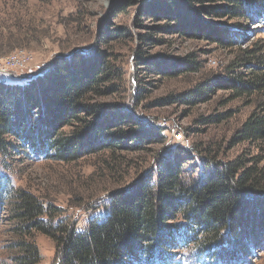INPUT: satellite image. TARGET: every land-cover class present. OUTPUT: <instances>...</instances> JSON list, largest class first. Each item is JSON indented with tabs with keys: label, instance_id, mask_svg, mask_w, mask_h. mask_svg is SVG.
<instances>
[{
	"label": "rangeland",
	"instance_id": "1",
	"mask_svg": "<svg viewBox=\"0 0 264 264\" xmlns=\"http://www.w3.org/2000/svg\"><path fill=\"white\" fill-rule=\"evenodd\" d=\"M177 1L183 13L194 17L193 23L185 24L186 34L171 30L176 25L171 0H0V83L22 85L74 54L99 56L111 69L103 86L107 91L90 94L87 105L113 107L104 113L125 116L131 121L128 129L149 133L128 142L140 144L142 149L136 151L89 153L69 162L14 153L9 169L0 163V173L9 177L14 189L28 190L60 210L55 222L65 219L80 231L85 221L107 213L113 192L154 180L160 158L175 147L188 152L182 166L187 181L201 180L212 168L237 159L243 168L259 162L264 141L235 136L262 95L236 97L226 85L235 78L232 70L245 71L231 68L243 50L263 47L264 56V16L260 22L255 15L247 21L229 20L206 14L205 8L217 6L211 0H190L189 7L186 0ZM200 25L209 37L192 38L188 29ZM227 29L238 33L231 46L210 38ZM184 59L195 61L198 70L186 71ZM208 82L207 89L199 87ZM201 93L206 98H198ZM73 132L72 127L62 129L65 135ZM0 197V264H14L16 224L10 199ZM31 237L39 264H61V251L51 237L37 231ZM194 251L178 249L173 259L148 264H215L193 258ZM249 253V264H264L263 243Z\"/></svg>",
	"mask_w": 264,
	"mask_h": 264
},
{
	"label": "trees",
	"instance_id": "2",
	"mask_svg": "<svg viewBox=\"0 0 264 264\" xmlns=\"http://www.w3.org/2000/svg\"><path fill=\"white\" fill-rule=\"evenodd\" d=\"M186 1L189 7L190 0ZM211 2L217 6L205 8L209 16L247 21L255 15L259 22L264 16V0ZM169 7H176L172 17L176 25L171 30L186 34L185 24L193 23L194 17L183 13L177 0H171ZM188 30L192 38L209 37L204 25ZM237 35L227 29L210 38L229 47ZM261 50L263 47L243 50L239 63H233L231 68L235 65L245 71L232 70L235 78L226 85L236 97L262 95L261 103L256 104L236 132L235 137L243 141H264ZM103 59L74 54L58 60L52 71L22 85L0 83L2 167L10 168L9 156L14 153H25L27 159L33 154L31 157L69 162L89 153L142 149L140 144L128 142L144 139L149 133L128 129L131 121L125 116L104 113L114 111L113 107L86 103L90 94L100 96L107 91L103 86L111 69ZM184 62L186 71L198 70L195 61ZM209 85L208 82L199 87L207 89ZM198 98L206 95L201 93ZM99 116L101 122L95 121ZM65 127H72L74 132L65 135ZM186 152L179 147L167 150L160 158L154 180L147 178L128 191L113 192L108 198L107 213L85 221L80 231L65 219L55 222L60 210L48 202L45 205L28 190L14 189L9 177L0 173V194L10 199V214L16 224L12 231L19 239L13 244L18 252L14 264L40 263L31 237L33 231L55 241L61 251V264L164 263L173 259L178 249L195 250L193 258L215 264H243L251 249L264 244V200H258L264 198V152L258 162L262 166L255 162L254 166L243 168L237 159L212 168L198 181H187L183 175ZM244 264H249L248 260Z\"/></svg>",
	"mask_w": 264,
	"mask_h": 264
},
{
	"label": "built area",
	"instance_id": "3",
	"mask_svg": "<svg viewBox=\"0 0 264 264\" xmlns=\"http://www.w3.org/2000/svg\"><path fill=\"white\" fill-rule=\"evenodd\" d=\"M180 138V137H179Z\"/></svg>",
	"mask_w": 264,
	"mask_h": 264
}]
</instances>
